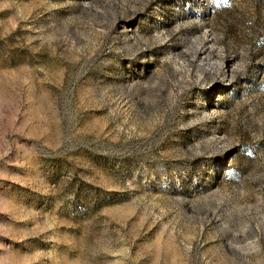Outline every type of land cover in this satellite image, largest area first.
<instances>
[{
	"label": "rangeland",
	"instance_id": "obj_1",
	"mask_svg": "<svg viewBox=\"0 0 264 264\" xmlns=\"http://www.w3.org/2000/svg\"><path fill=\"white\" fill-rule=\"evenodd\" d=\"M0 264H264V0H0Z\"/></svg>",
	"mask_w": 264,
	"mask_h": 264
}]
</instances>
